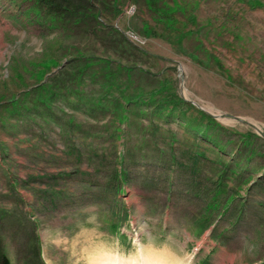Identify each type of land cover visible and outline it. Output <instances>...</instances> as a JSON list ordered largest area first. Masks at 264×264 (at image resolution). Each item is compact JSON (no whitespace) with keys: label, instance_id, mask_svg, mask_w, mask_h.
Returning a JSON list of instances; mask_svg holds the SVG:
<instances>
[{"label":"rangeland","instance_id":"1","mask_svg":"<svg viewBox=\"0 0 264 264\" xmlns=\"http://www.w3.org/2000/svg\"><path fill=\"white\" fill-rule=\"evenodd\" d=\"M85 1L146 54L106 45L92 19L47 30L26 15L31 0H0V262L90 264L135 256L140 241L187 264H264V0ZM72 46L155 75L123 85L170 79L226 147L195 144L176 116L118 125L86 102L35 107L23 93L49 82Z\"/></svg>","mask_w":264,"mask_h":264},{"label":"trees","instance_id":"2","mask_svg":"<svg viewBox=\"0 0 264 264\" xmlns=\"http://www.w3.org/2000/svg\"><path fill=\"white\" fill-rule=\"evenodd\" d=\"M158 1L152 0V5L154 6ZM163 5L168 10L171 9L167 6L166 1H163ZM94 9L95 7L91 6L90 2L86 3L85 0H31V5L27 8L26 15L37 17L39 23H42L47 30H53L58 24L60 26L62 23L71 24L72 27L76 26V28L78 26H86L87 29H90L91 25H87L86 21L87 19H92L97 29L100 27V31L105 32L102 40L107 42L106 45L111 44L114 48L118 46L119 49L131 52L132 54H146L143 49L131 43L123 32L116 30L110 24L100 22L98 19L99 12L96 10L93 12ZM165 19H167V22H163L164 25L171 21L169 16H166ZM159 22L162 23L161 20ZM168 26L166 25L165 27ZM150 30V28L145 29V33L148 36L154 34ZM95 33L97 32H93L94 35ZM165 37L166 40L172 41L170 35L167 34ZM72 49L76 52L71 55L57 73L49 78V82L41 83L36 89L23 93L25 97L31 94L35 95V100L41 105H36L35 107L50 109L55 100L60 99V97L64 98L68 103L72 100H76V104L86 102L93 110L107 111L112 114V124L118 125L129 121L130 113L136 116H148L151 113L155 117L176 116L183 119L185 121L184 124H188L194 131L192 137L195 144H205L208 149L215 153L222 151L226 147L227 144H223L220 139L208 132L210 126L205 125L201 121L203 119H212L199 111L193 104L185 101L177 92L174 82L172 83L170 79L163 78L157 80L158 78H156L155 81H149L146 87L140 82L133 84V87H130L129 83L123 85V82L128 79L127 77L135 72L150 76V80L154 79L155 75L139 66L134 60L129 65L122 61H114L106 56H101L95 50L93 53H88V51L79 47L74 48L73 46L66 48V51L70 52ZM49 60H51V57ZM51 61V65L61 66L55 59ZM51 65H46V69L40 74V79L51 70ZM130 80L132 81V79ZM90 85H93L97 89H91L90 93L87 92L85 97L76 91V89L83 86L92 87ZM115 92L116 94H114ZM130 105L137 106L135 108L136 112H129L128 106ZM26 109L28 110V108ZM190 113L197 116L185 118ZM194 120L199 121L193 124ZM116 128L117 130L120 129L119 127ZM119 136L120 134H117V137ZM203 154V151H195V157H201ZM233 170L232 168L231 171ZM121 175L123 173L120 172L119 177ZM214 206L215 203H212L211 206L209 205V208ZM0 264L10 263L6 256H2Z\"/></svg>","mask_w":264,"mask_h":264},{"label":"bare ground","instance_id":"3","mask_svg":"<svg viewBox=\"0 0 264 264\" xmlns=\"http://www.w3.org/2000/svg\"><path fill=\"white\" fill-rule=\"evenodd\" d=\"M135 245L138 246L135 256L127 257L119 253L103 252L91 257L90 264H187L166 251H157L153 247L149 248L147 246L146 248L140 241L135 242Z\"/></svg>","mask_w":264,"mask_h":264}]
</instances>
